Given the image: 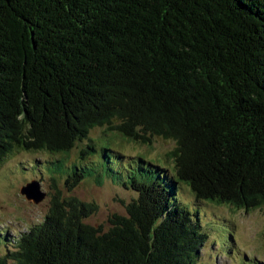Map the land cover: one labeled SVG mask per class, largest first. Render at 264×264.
Masks as SVG:
<instances>
[{
  "label": "trees",
  "instance_id": "obj_1",
  "mask_svg": "<svg viewBox=\"0 0 264 264\" xmlns=\"http://www.w3.org/2000/svg\"><path fill=\"white\" fill-rule=\"evenodd\" d=\"M96 128L172 141L171 172ZM17 151L53 156L67 191L108 180L135 197L103 231L84 223L94 203L57 190L0 264H194L207 235L179 184L264 209V0H0V164Z\"/></svg>",
  "mask_w": 264,
  "mask_h": 264
},
{
  "label": "rangeland",
  "instance_id": "obj_2",
  "mask_svg": "<svg viewBox=\"0 0 264 264\" xmlns=\"http://www.w3.org/2000/svg\"><path fill=\"white\" fill-rule=\"evenodd\" d=\"M104 128H96L90 137H109V144L126 157L142 156L146 160L162 165L171 172L172 161L167 154L174 148L172 141L154 138L150 146L130 142L116 135L103 136ZM75 147L66 159V164L76 160ZM54 157L44 152L17 151L0 164V257L13 249V240L41 222L47 213L50 200L58 190L62 197H75L81 202L94 203L97 210L84 223L110 228L112 215H125V205L134 193L105 180L97 186L91 180L80 183L71 192L62 179L51 180L44 171V164ZM37 181L46 197L39 204L27 201L19 194L20 187L30 181ZM176 200L190 211L196 212L207 239L194 264H264V209L242 210L228 205L198 201L188 188L179 184ZM5 235V236H4Z\"/></svg>",
  "mask_w": 264,
  "mask_h": 264
},
{
  "label": "water",
  "instance_id": "obj_3",
  "mask_svg": "<svg viewBox=\"0 0 264 264\" xmlns=\"http://www.w3.org/2000/svg\"><path fill=\"white\" fill-rule=\"evenodd\" d=\"M19 194L24 196L27 201L33 204H39L46 197V193L39 188L37 181H30L24 186L20 187Z\"/></svg>",
  "mask_w": 264,
  "mask_h": 264
}]
</instances>
